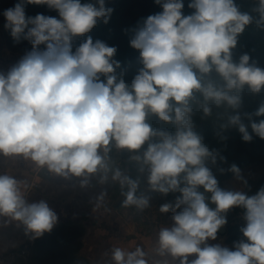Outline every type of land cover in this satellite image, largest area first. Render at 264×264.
<instances>
[{
	"label": "clouds",
	"instance_id": "1",
	"mask_svg": "<svg viewBox=\"0 0 264 264\" xmlns=\"http://www.w3.org/2000/svg\"><path fill=\"white\" fill-rule=\"evenodd\" d=\"M155 3L162 11L147 16L130 41L142 64L130 84L116 72V47L88 35L73 50L77 38L100 21L108 23L113 9L106 0H18L5 9L4 28L15 42L28 41L31 50L0 72V156L22 157L60 176L84 177V183L97 174L106 183L111 173L124 196L122 206L142 210L149 199L137 194L139 178L110 166L113 149L126 151L140 164L139 172L147 169L153 191L179 193L174 203L160 206L161 213H173V224L159 231L158 255L179 264H264V187L253 195L222 189L206 166L208 160L215 164L218 153L209 151L193 127V105L204 116L212 115L213 106L224 107L230 114L222 129L237 128L244 142L253 134L264 140V119L256 122L241 111L245 88L253 94L264 90V68L250 63L248 54L233 59L246 27H264V0L252 10L258 18L241 11L236 0H189L190 14L184 13V0ZM29 4L46 5L59 18L28 16ZM254 115L264 116V104ZM153 116L174 131L153 127ZM230 170L243 180L236 165ZM22 184L0 174V215L40 236L53 228L57 215L44 201L29 203ZM204 193L211 194L215 209ZM234 207L244 210L243 239L232 248L209 244ZM145 256L139 246L112 250L115 264H148Z\"/></svg>",
	"mask_w": 264,
	"mask_h": 264
},
{
	"label": "crops",
	"instance_id": "2",
	"mask_svg": "<svg viewBox=\"0 0 264 264\" xmlns=\"http://www.w3.org/2000/svg\"><path fill=\"white\" fill-rule=\"evenodd\" d=\"M10 66L5 40L0 33V72ZM110 166L116 168L113 164ZM5 172L23 182L22 191L29 203L44 201L57 215L53 227L66 230V236L78 244L76 256L80 264H115L112 260L114 248L134 251L137 246L145 251L148 264H179V260L167 254H157L160 230L142 234L131 225L129 212L122 206L123 196L118 194L120 186L111 179V173L106 183H100L98 174L84 183V177L60 176L22 157L0 156V174ZM20 224L10 216L0 215V254L22 244ZM219 241L217 237L208 243L220 244ZM29 264L36 263L32 260Z\"/></svg>",
	"mask_w": 264,
	"mask_h": 264
},
{
	"label": "trees",
	"instance_id": "3",
	"mask_svg": "<svg viewBox=\"0 0 264 264\" xmlns=\"http://www.w3.org/2000/svg\"><path fill=\"white\" fill-rule=\"evenodd\" d=\"M88 2V0H82ZM95 2V0H91ZM189 0H184V13L190 14L191 9L187 7ZM241 11L252 12L257 6L258 0H236ZM106 6L113 9L107 24L103 21L98 22L93 30L84 37H79L75 41L81 43L90 35L95 42L100 40L108 46L116 47L117 52L113 59L119 62L120 67L116 69L118 75L122 74L126 83H131L132 79L138 74L142 64L139 62V51L132 48L130 41L134 36V31L139 27L143 20L151 14L162 11L155 0H106ZM254 17L258 14L252 12ZM51 16L58 17L57 11H53ZM243 54L250 56V63L254 62L257 66L264 68V27H258L255 23L247 26L245 31L238 37L236 49L233 50V59L239 60ZM101 79H104L101 77ZM243 104L241 111L251 113L252 120L259 122L264 116L257 117L254 113L261 104H264V90L258 94L251 93L247 88L243 93ZM194 130L202 137V143L206 146L218 149L220 156L230 159L229 165L224 172H221L222 179L230 177L233 172L230 170L232 165L238 168L256 162L264 161V140L253 134L251 142H244L242 135L237 128L230 127L225 130L221 124L225 123L230 110L213 106L211 116H204L199 106L193 105ZM249 124L248 119L244 120ZM173 127V125H172ZM251 133V128H248ZM132 174H137L138 170H130Z\"/></svg>",
	"mask_w": 264,
	"mask_h": 264
},
{
	"label": "rangeland",
	"instance_id": "4",
	"mask_svg": "<svg viewBox=\"0 0 264 264\" xmlns=\"http://www.w3.org/2000/svg\"><path fill=\"white\" fill-rule=\"evenodd\" d=\"M17 2L18 0H0V33L4 37L5 50L8 54V58L11 61V66H14L16 63H18L25 53L31 50V44L28 41L21 40L18 43L15 42L10 35V31L4 28L5 18L3 16V11L9 7H13ZM53 11L54 10L49 9L46 5L29 4L26 6V14L33 17L37 13L51 16ZM79 44L80 43L77 41H74L73 50H75V47H78ZM195 121L196 119H193V124ZM226 121L227 120H225V123ZM149 123L153 127H161L174 131V126L172 127L170 124H164V122L159 121V118L155 116L149 118ZM228 129L230 128L225 130ZM206 147L210 152L215 151L218 153L215 164H213L211 160H208L206 161V166L212 171L214 177L218 181V185L222 189L242 190L248 195H253L261 187H264V161L250 163L240 167V174L243 177V180L238 179L234 173L230 177L222 179L220 174L227 169L230 159L225 156H220L217 148L213 146L210 147L209 145H206ZM110 155L112 157L110 164H113L114 167L119 168L125 175H129L133 179L139 178L140 184L137 194L144 195L149 199L148 207L142 210L135 207L126 208L129 212L131 225L142 234L160 230L163 227L172 226L173 213L171 211L168 213H161L159 209L164 203H174L175 198L179 195V193L170 192L167 195H164L160 192L153 191L148 184L147 177H142L139 175V173L132 174L131 171L128 172V170H130L129 164L131 162H136L135 160L131 159L132 154L126 151L117 152L115 149H113ZM221 157H223V159H221ZM118 194L123 196L121 191H119ZM208 195L210 197L211 194L208 193ZM243 214L244 210L238 207L230 209L225 214L227 223L223 226L224 231L217 233V237H220L219 242L221 246L232 248L234 242L243 239L242 233L240 231L241 227H243L245 224Z\"/></svg>",
	"mask_w": 264,
	"mask_h": 264
},
{
	"label": "water",
	"instance_id": "5",
	"mask_svg": "<svg viewBox=\"0 0 264 264\" xmlns=\"http://www.w3.org/2000/svg\"><path fill=\"white\" fill-rule=\"evenodd\" d=\"M203 193L204 190L200 189ZM208 200L209 207L215 209V205L210 202L208 193H204ZM223 226L218 232H223ZM67 231L59 226L53 227L50 231L44 232L38 239L33 260L36 264H80L76 253L78 244H74L72 237L66 236Z\"/></svg>",
	"mask_w": 264,
	"mask_h": 264
},
{
	"label": "built area",
	"instance_id": "6",
	"mask_svg": "<svg viewBox=\"0 0 264 264\" xmlns=\"http://www.w3.org/2000/svg\"><path fill=\"white\" fill-rule=\"evenodd\" d=\"M10 66L5 73L11 68ZM130 170L139 169L140 164L138 162H131L129 164ZM139 175L142 177H148L147 169L143 173L139 172ZM21 231L23 234V242L22 244L10 251L4 252L0 254V264H29L30 261L33 260V252L35 245L40 238V236H36L35 233H32L27 230L26 225L22 222L20 224Z\"/></svg>",
	"mask_w": 264,
	"mask_h": 264
}]
</instances>
